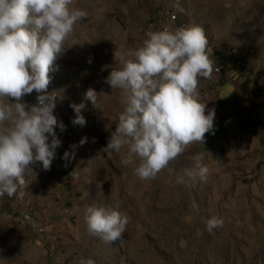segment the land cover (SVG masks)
<instances>
[{
	"label": "rangeland",
	"instance_id": "obj_1",
	"mask_svg": "<svg viewBox=\"0 0 264 264\" xmlns=\"http://www.w3.org/2000/svg\"><path fill=\"white\" fill-rule=\"evenodd\" d=\"M175 2L74 0L87 16L48 88L63 90L54 115L66 127L55 128L61 144L50 170L37 162L24 187L0 197V264H264V0H180L182 11ZM163 8L177 15L173 30L196 24L205 31L214 71L199 92L205 114L215 111L214 127L156 179L141 180L121 164L124 149L103 150L123 110L106 77L119 67L115 49L136 48L147 31L162 30ZM89 88L103 93L99 108L86 99ZM23 100L35 105L37 93ZM73 103L84 104V126L72 123ZM196 154L210 169L207 182L177 183ZM93 204L127 214L122 240L89 233L85 213ZM212 216L223 226L209 233Z\"/></svg>",
	"mask_w": 264,
	"mask_h": 264
},
{
	"label": "clouds",
	"instance_id": "obj_2",
	"mask_svg": "<svg viewBox=\"0 0 264 264\" xmlns=\"http://www.w3.org/2000/svg\"><path fill=\"white\" fill-rule=\"evenodd\" d=\"M73 3L0 0V197L13 196L24 187L28 174L35 175L32 165L37 162L43 170H50L61 144L55 128L63 131L66 126L58 122L54 109L63 99V90L49 92L48 88L56 60L70 47L68 41L77 23L87 16ZM173 7L182 11L180 0ZM145 37L136 48L114 50L119 67L111 70L106 83L121 93L123 110L103 150L124 149L121 164L132 166L141 180H154L192 144H203L205 135L213 132L215 111L205 114L199 84L201 79L212 77L214 62L208 38L199 25L175 30L164 26L147 31ZM33 91L37 104L29 107L23 98ZM101 94L89 88L86 99L99 108ZM70 106L75 113L72 123L84 126V104ZM85 142L80 141L81 145ZM68 158L66 152L64 159ZM190 159L191 166L177 176V183L191 187L206 183L210 169L203 157L196 154ZM192 207H197L195 202ZM129 219L104 204H93L85 213L89 233L109 244L122 240ZM222 226L219 217L205 220L209 233ZM79 264L95 262L82 258Z\"/></svg>",
	"mask_w": 264,
	"mask_h": 264
},
{
	"label": "built area",
	"instance_id": "obj_3",
	"mask_svg": "<svg viewBox=\"0 0 264 264\" xmlns=\"http://www.w3.org/2000/svg\"><path fill=\"white\" fill-rule=\"evenodd\" d=\"M164 18V20H163ZM177 18V15L175 13H171L169 9L163 8L162 10V28L164 26H169L171 28V25L175 19ZM37 104V100L35 102Z\"/></svg>",
	"mask_w": 264,
	"mask_h": 264
},
{
	"label": "bare ground",
	"instance_id": "obj_4",
	"mask_svg": "<svg viewBox=\"0 0 264 264\" xmlns=\"http://www.w3.org/2000/svg\"><path fill=\"white\" fill-rule=\"evenodd\" d=\"M209 104V103H208ZM159 242V241H158ZM160 245H161V243H160ZM167 245V244H166ZM159 247V246H158ZM176 247V246H175ZM165 249V248H164Z\"/></svg>",
	"mask_w": 264,
	"mask_h": 264
}]
</instances>
